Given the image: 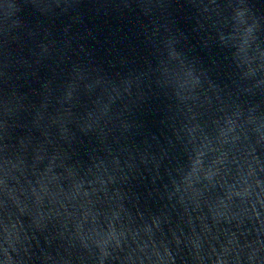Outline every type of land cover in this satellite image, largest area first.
Returning a JSON list of instances; mask_svg holds the SVG:
<instances>
[{"label":"water","instance_id":"water-1","mask_svg":"<svg viewBox=\"0 0 264 264\" xmlns=\"http://www.w3.org/2000/svg\"><path fill=\"white\" fill-rule=\"evenodd\" d=\"M0 264H264V0H0Z\"/></svg>","mask_w":264,"mask_h":264}]
</instances>
